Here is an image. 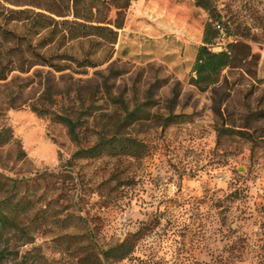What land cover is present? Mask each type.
<instances>
[{"label":"rangeland","instance_id":"rangeland-1","mask_svg":"<svg viewBox=\"0 0 264 264\" xmlns=\"http://www.w3.org/2000/svg\"><path fill=\"white\" fill-rule=\"evenodd\" d=\"M214 2L236 35L212 50L239 42L243 59L206 91L192 80L209 14L194 0H133L111 57L84 42L72 51L91 50V67L0 80V130L13 136L0 174L33 202L32 239L3 230L0 264H264V0ZM33 106L81 118L90 140L120 131L145 154L69 166L76 143ZM81 217L102 250L140 231L136 251L97 263Z\"/></svg>","mask_w":264,"mask_h":264},{"label":"trees","instance_id":"trees-1","mask_svg":"<svg viewBox=\"0 0 264 264\" xmlns=\"http://www.w3.org/2000/svg\"><path fill=\"white\" fill-rule=\"evenodd\" d=\"M132 1L0 0V80L6 81L15 72L29 74L36 67L48 68L58 73L70 69L73 64L78 68L91 67L94 65L91 50L84 51L82 57L72 51L76 44L84 42L104 48L111 57L118 42L119 31L125 27ZM194 3L209 14L203 44L198 48L193 67L196 77L192 80V84L200 91H206L219 83L224 70L236 68L237 62L243 59L236 53L241 43L229 42L221 52L213 51L212 48L225 35L230 38L236 33L232 32L214 0H194ZM112 11L115 12L114 18L110 17ZM32 111L38 116L50 117L66 127L77 145L69 166L79 160L105 156L141 158L145 154V146L141 142L120 131L110 135L101 130L94 133L95 140H90L82 131L81 118L75 120L64 110L53 111L37 106H33ZM135 115L130 113L126 119L134 118ZM12 139L9 129L0 130V145L8 144ZM46 176L43 174L38 178ZM9 182L12 183L11 186ZM19 184V181L0 174V236L3 230L13 228L31 238L25 223L30 218L29 203L33 202H25L26 198L21 196ZM13 190L16 191L14 195ZM80 222L85 229L83 237L88 242L84 249L90 252L89 255L91 250L96 251L97 263H101V259L114 262L128 259L141 240L139 231L121 243L102 250L96 244L88 219L81 217ZM4 257L5 251H1L0 262Z\"/></svg>","mask_w":264,"mask_h":264}]
</instances>
